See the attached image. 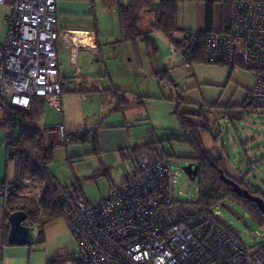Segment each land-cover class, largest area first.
Here are the masks:
<instances>
[{
	"label": "built area",
	"instance_id": "built-area-1",
	"mask_svg": "<svg viewBox=\"0 0 264 264\" xmlns=\"http://www.w3.org/2000/svg\"><path fill=\"white\" fill-rule=\"evenodd\" d=\"M57 1L0 0L11 6L0 41V125L11 106L27 109L32 97H42L59 110L64 80L58 71V47H68L73 61L94 36L59 31ZM198 41L199 33L191 31L180 50L172 45L171 49L189 64ZM203 44L206 64L251 73L250 102L264 108V0L235 1L229 26L207 32ZM73 79L75 84L82 79L78 67ZM2 130L11 137L8 128ZM54 131L62 144L68 130L60 124ZM0 199L9 214L6 182L0 184ZM64 213L81 264H264V244L250 248L214 219L188 220L194 211L173 199L170 163L165 159L136 161L124 182L106 197L95 202L73 197Z\"/></svg>",
	"mask_w": 264,
	"mask_h": 264
},
{
	"label": "rangeland",
	"instance_id": "rangeland-1",
	"mask_svg": "<svg viewBox=\"0 0 264 264\" xmlns=\"http://www.w3.org/2000/svg\"><path fill=\"white\" fill-rule=\"evenodd\" d=\"M115 1L128 3V0ZM201 3L180 2L176 13L177 26L199 27L202 23L199 20ZM106 5L104 20L108 25L110 5ZM214 7L216 12H220L218 1ZM149 16L143 14L142 22H146ZM150 37L152 44L120 39L115 51L106 47L100 61L93 64L91 72V75L100 78L97 79L100 86L112 87L129 100L122 110L112 111L102 121L104 126L121 123L126 134L124 154L122 151H100L99 158L95 155L71 158L67 156L66 148L59 145L54 148L53 162L49 166L51 174L64 186L76 182L77 178L84 199L95 202L106 197L113 186H120L127 177L129 167L136 161L155 160L166 155L170 163L173 199L183 205L196 202L199 198V180L197 177L190 180L182 169L188 163L186 158L194 153L190 144L182 141L176 110L190 112L201 106L212 113L209 116L211 130L201 135L203 146L214 156L223 157L227 174L237 181L250 183L253 190H259L264 197V109L243 108L244 98L254 85L251 73L246 70L231 73L225 65L187 64L184 60L183 70L178 69L173 77L171 74L173 82L158 85L154 73L159 69L158 62L172 59L173 50L160 31H154ZM77 67L83 78L87 67L78 63V66L72 65L74 70L68 69L74 73ZM81 82L82 79L76 83L77 86ZM74 104L75 113L83 115L86 112L80 110L78 101ZM88 105L86 109L92 111ZM55 118L48 116V120ZM81 125H90V122L82 121ZM50 140L58 143L60 136L52 132ZM100 161L108 168L107 174L94 175ZM30 188L29 195L38 200L41 185L31 182ZM223 203L215 208L221 221L231 226L248 247L264 244V227L255 223L242 205L229 199ZM38 246L41 252L49 253V259H56L55 264H73L72 261L78 259L76 241L65 218L45 226L44 241Z\"/></svg>",
	"mask_w": 264,
	"mask_h": 264
},
{
	"label": "trees",
	"instance_id": "trees-1",
	"mask_svg": "<svg viewBox=\"0 0 264 264\" xmlns=\"http://www.w3.org/2000/svg\"><path fill=\"white\" fill-rule=\"evenodd\" d=\"M183 1L199 2L201 0H128L127 4L118 2L117 14L121 40L132 43L141 40L152 44L150 35L154 31H160L175 50H180L185 34L191 32L180 30L176 24L177 8L179 3ZM204 1L205 27L202 31H196L199 33V41L197 50L193 53L189 64L205 63L204 36L207 32L213 31L214 1ZM218 1L221 2V30L223 27L227 28L229 26L231 6L237 0ZM145 13L150 16L143 23L142 15ZM177 34H181L182 37H176L175 35ZM155 76L160 83L173 82L168 70L156 71ZM111 95L115 100L116 110H121L125 105L129 104V100L124 96H120L117 90L112 89ZM244 100V109L253 107L250 102L249 91ZM45 105L44 98L32 97L27 109L11 106L5 124L0 125L1 129L8 128L11 134L10 138L5 137L8 160L13 167L11 179L4 181L8 185L6 207L9 210V214L14 211H23L27 215L26 223L39 229L59 218H65L64 206L71 198L77 197L85 200L77 183L79 182L77 178H75L76 182L71 183L69 186H64L59 184L49 170L54 158V145L49 142L50 130L39 124V119L44 114ZM211 115L212 113L209 110L201 106L190 112L176 110L178 130L183 135L182 141L189 143L194 153L193 156L186 159L188 163L193 162L198 166L197 178L200 183L198 200L186 205L194 211V217L190 216L188 220L199 223L200 220L210 222L214 219L220 225L235 233L231 226L221 221L220 216H214L215 208L223 205L224 200L229 199L242 205L253 221L264 227V214H262L255 203L245 199L242 194L237 195L232 192L231 186L222 180L220 171L225 177L236 182L242 190L248 191L251 195L264 198L260 191H254V187L250 183L237 181L227 174L223 157L214 156L201 142L202 133L210 132L211 130L212 121L209 118ZM229 117L231 118V116ZM97 131V127L70 129L61 145L89 143L92 146V154L99 158L100 149ZM164 159L169 161L166 155H162L158 160ZM107 169L106 165L100 161L99 167L94 171V175L107 174ZM31 182L41 185L38 200L29 195ZM39 238L40 242L43 243V232L40 233ZM55 261L53 260L49 264H53ZM72 263L81 264L79 259H74Z\"/></svg>",
	"mask_w": 264,
	"mask_h": 264
},
{
	"label": "crops",
	"instance_id": "crops-1",
	"mask_svg": "<svg viewBox=\"0 0 264 264\" xmlns=\"http://www.w3.org/2000/svg\"><path fill=\"white\" fill-rule=\"evenodd\" d=\"M213 1L215 3L218 0ZM199 2H202L201 14L199 16V20L202 22L201 25L199 27H195V29H192V27L177 26L180 30H204L205 1L202 0ZM117 3L118 1L115 0L57 1L56 16L57 28L59 31L68 33H81L82 35L93 33L94 36L93 38L89 37L86 48H81L75 53V58L73 60L74 62L71 58V50L68 47L64 45H60L58 47V71L60 78L64 80L63 93L60 97V107L58 110L46 102L44 114L42 118L39 119V124L50 130L49 142L54 145V148L61 145V143H52L50 140L52 132H55L54 127L63 124L65 128L69 130L97 127L98 145L101 152L122 151L124 154L123 151L126 150V134L123 126L120 125L121 123H112V125L104 126L102 122L105 118L104 116L110 114L112 111H117L115 109V100L111 95V90L113 88L100 86L99 82L97 81V79L100 78H96L91 75V72L93 71V64L100 61V56H103L104 49L106 47L113 48V51H115L116 44L121 41ZM218 3H220V12H216V7H214L213 4L214 22L212 24V29L215 31H218L221 28V2L218 1ZM106 4L110 5V19L108 25L105 21L106 12L104 11V9H106L105 6H107ZM10 13L11 6L9 3H0V41H3L6 35L7 28L4 18ZM176 24H178L177 16ZM175 36L178 38L182 37L181 34L180 36ZM171 53L173 58H166L164 59L165 61L158 62L159 69L156 71L168 70L170 77L171 74L173 77L174 73L178 69L183 70V65L185 62L180 53ZM78 63H80L84 68L87 67V71L83 75L82 82L79 86L75 84V80L73 79V71L70 72L68 69L70 68L72 70V65L78 66ZM157 83L158 85L162 84L159 81H157ZM249 92H251V90ZM76 101L80 103V110L82 109V112L85 110L86 114L84 113L81 115L74 112L76 111V106L74 104ZM87 104H89L88 107H90L92 111H89L88 108L86 109ZM48 116H56L57 118H55V120H48ZM81 120L84 122H90V125H81ZM118 132L119 134H117ZM64 147L66 148L67 156L71 158L93 155L92 146L89 143L69 144ZM122 153H120L121 156H123ZM159 158L160 157H157L155 160H148L150 162H155ZM12 171V163L8 160V149L6 146L5 134L0 128V184L7 179H11L10 177L13 175ZM44 228L41 229L43 235ZM8 230V214L6 213L3 201L0 199V264H49L53 260H56L49 259L48 252L45 253L40 251V246H38L41 244L40 240L31 245L10 244L7 240ZM40 233L37 235L38 237ZM42 253L45 255L43 256Z\"/></svg>",
	"mask_w": 264,
	"mask_h": 264
},
{
	"label": "water",
	"instance_id": "water-1",
	"mask_svg": "<svg viewBox=\"0 0 264 264\" xmlns=\"http://www.w3.org/2000/svg\"><path fill=\"white\" fill-rule=\"evenodd\" d=\"M185 174L190 180H194L198 174V166L189 162L182 167ZM220 176L227 184L231 186L232 192L237 195H243L245 199H248L256 204L258 209L264 214V198L251 195L248 191L242 190L239 185L233 180L225 177L220 171ZM27 215L23 211H14L8 215L9 230L7 240L10 244L16 245H31L40 238L37 236L41 229L26 224Z\"/></svg>",
	"mask_w": 264,
	"mask_h": 264
}]
</instances>
